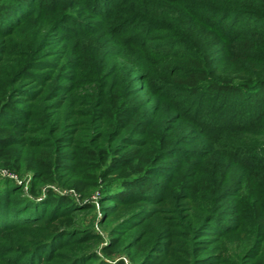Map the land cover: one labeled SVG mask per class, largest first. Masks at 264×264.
Returning a JSON list of instances; mask_svg holds the SVG:
<instances>
[{"label": "trees", "instance_id": "16d2710c", "mask_svg": "<svg viewBox=\"0 0 264 264\" xmlns=\"http://www.w3.org/2000/svg\"><path fill=\"white\" fill-rule=\"evenodd\" d=\"M0 169L130 213L6 180L0 264H264V0H0Z\"/></svg>", "mask_w": 264, "mask_h": 264}, {"label": "rangeland", "instance_id": "374dc122", "mask_svg": "<svg viewBox=\"0 0 264 264\" xmlns=\"http://www.w3.org/2000/svg\"><path fill=\"white\" fill-rule=\"evenodd\" d=\"M187 1V0H182ZM190 1V0H189ZM130 57L132 60H136V57H134L133 54H130ZM131 60V61H132ZM131 66V64H130ZM133 66V65H132ZM223 67H221L219 70L221 71ZM223 75L224 73L220 72L219 76ZM229 74V73H228ZM231 74V73H230ZM31 179V173L26 172L22 176L15 175L14 173L7 171L6 169H0V190L4 188L3 182L6 180H10L13 182L14 185L21 188V193L24 197H28L29 199H34L37 201L42 200L44 198V195L48 189L52 190L54 193L59 195H69L74 202L79 204L80 206L88 205L91 206V209L87 211H78L75 213V216L70 219L69 221H65L67 224H71L72 226H76L77 228H87L90 229L95 235H97L100 240L95 244V252L102 257L101 250L103 247L107 246L109 243V232L120 222H122L124 219L127 218V215L130 213L120 208V210L116 211V213L110 215V212H105V210H102L103 206L100 202L101 194L99 189H96L93 191L88 197L81 199L76 194H74L70 190L65 189H59L54 186L45 185L41 188L40 193L38 197L34 198L29 195V184ZM101 188V185L100 187ZM70 222V223H69ZM72 222V223H71ZM23 233L19 234V243H24L26 241V238H29L30 235L27 233L28 230L24 229ZM139 230V229H138ZM137 231V230H135ZM132 231L131 233L125 234L124 239L122 240L121 245L119 246L116 255L113 257L114 261L121 259L124 264H130V260L127 257V253L123 252L124 246L127 245L128 242L132 240V238L137 234V232ZM16 237L14 238V240ZM55 262L54 264H56Z\"/></svg>", "mask_w": 264, "mask_h": 264}]
</instances>
